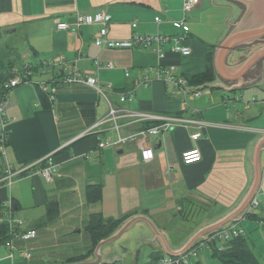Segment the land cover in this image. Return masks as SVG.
<instances>
[{"label": "crops", "instance_id": "crops-1", "mask_svg": "<svg viewBox=\"0 0 264 264\" xmlns=\"http://www.w3.org/2000/svg\"><path fill=\"white\" fill-rule=\"evenodd\" d=\"M184 1L0 0V52L10 53L14 41L16 47L29 48L31 52L27 50L23 60L33 56V62L29 61L33 64L63 57L46 72L36 68L31 76L36 83L20 85L10 92L11 102L5 110L10 141L6 155L0 154V177L8 164L18 169L51 153L55 154L58 166L52 180L39 172L44 166L40 163L17 175L11 185L7 180L0 182V223H7L5 206L12 199L15 216L25 220L16 229L37 230L33 238L14 239L13 257L6 243L0 244V264L95 262L94 252L84 260L71 261L93 248L87 226L94 213H101L105 220L123 222L135 215H147L169 242L170 236L161 223L169 213H174L180 222L173 227L192 229L181 241L174 237L175 244L171 245L179 248L199 226L215 222L237 208L255 182L258 184L254 198L264 200V145L258 179L255 167L257 146L264 138V56L248 70H240L243 73L240 77L223 79L215 69L213 81L202 84L190 81L207 69L208 53L215 55L247 5L239 0H201L197 7L185 12ZM97 11L111 17L112 37L127 38L134 32L181 35L180 42L192 52L184 55L173 51V42L162 45L165 52L162 57L153 47L101 48L94 42L99 25L77 29L73 24L78 12ZM157 15L162 19L159 23L155 21ZM204 15L218 23L219 28L211 33L201 31ZM61 21L72 25L59 29ZM133 21H137L136 27L132 26ZM262 46L264 41L235 49L228 57V64L236 66L233 72ZM7 63L9 69L18 68L10 60ZM111 63L113 66L108 67ZM171 65L176 67V74L185 76L201 91L199 96H188L185 100L179 87L155 72L159 67ZM75 69L97 76L117 106L180 115L189 121L121 148L101 149L100 138H116L114 129L100 135L84 133L109 112L106 96L86 83H56ZM34 73L46 74L48 78L34 77ZM146 76L149 80L143 83ZM55 86L57 89L52 93ZM122 93H133V99L121 102ZM144 128L145 123L127 124L122 133L127 135ZM196 131L201 136L194 139L192 134ZM148 146L154 148L155 156L144 161L142 147ZM196 147L201 150L202 159L185 163L183 152ZM94 184L101 187V198L97 201H91L88 194L89 186ZM51 202L58 203L59 214L44 224L42 219ZM249 206L237 215L240 219L237 224L264 259V227L260 224L264 212L251 210ZM185 219L193 221L187 224ZM123 245H127L130 254L135 252L134 264H138L139 247L143 245H149L153 253H165L150 226L138 221L117 240L104 245L102 261L92 264L118 261L126 264L127 257L120 252ZM201 249L206 248L199 245L190 255L196 258L195 262L225 264L210 252L200 254ZM23 250H29L31 257L23 256Z\"/></svg>", "mask_w": 264, "mask_h": 264}, {"label": "built area", "instance_id": "built-area-1", "mask_svg": "<svg viewBox=\"0 0 264 264\" xmlns=\"http://www.w3.org/2000/svg\"><path fill=\"white\" fill-rule=\"evenodd\" d=\"M201 0H185L183 5V10L185 12L193 10L195 7L199 5ZM74 26L77 29H80L84 25H93L97 24L100 26L98 32L95 34L94 42L101 48H134V47H153L159 54L160 57L165 55L163 46L165 43L173 42L172 50L175 52H180L184 55L191 54V48L186 46L180 42L183 36L181 35H171L165 33H155V34H139L134 32L131 36L127 38H115L110 35V22L111 17L103 12L97 11L95 13H81L78 12L75 16ZM161 17L157 15L155 17V21L159 23L161 21ZM137 21L132 22V26H137ZM72 25V23L61 21L58 23L57 27L59 29H67ZM63 60L62 56L56 57L55 60H45L41 64H33L32 62L24 63V70H20L18 68H14L12 70V75L5 77L2 76L0 72V153L6 155V147L10 141V132L7 128V121L5 119V110L9 106L10 92L23 84L27 83H36L32 80V68L40 67L43 68V72H46L49 67L53 65V63H57ZM99 67V60L97 61ZM108 67H112V63L107 65ZM176 67L171 65L169 68L159 67L155 70L158 76H165V79L175 86L179 87L184 93L185 100H187L188 96H199L201 91L195 88L185 76L178 75L175 73ZM129 74V72H127ZM149 80L148 76L144 78L143 83H147ZM60 82L61 84H73V83H86L95 87L101 94L106 96L109 103V112L101 119H99L94 125H92L84 135L88 134H97L100 135L109 129H114L116 131V138H112L111 136H106L100 138L98 146L103 149L107 147L112 148H121L126 146L129 143H132L138 140L141 137H146L147 135H157L162 130H169L174 125L178 123H183L185 120L188 122L189 119H184L180 115L167 114V113H156V112H148L142 110H133L128 109L124 106H117L114 104L109 97L107 96L105 90L100 85V80L97 76L93 75H85L80 70L75 69L69 74H66L62 80L56 81V83ZM138 82H141L138 80ZM43 83H41L42 85ZM109 86H112L109 83ZM43 89L46 90V87L43 86ZM57 87L53 88L52 93H55ZM133 99V93H122L120 97L121 102H126L128 100ZM121 119L124 120L121 123ZM133 123H145L146 128L139 130L137 132H132L127 135L123 134V128L127 124ZM201 136V132L196 131L192 134L194 139H197ZM142 159L144 161H150L154 158V148L151 146L142 147L141 151ZM203 155L201 150L196 148H191L183 152L182 158L185 163H193L200 161ZM44 163V166L39 169V172L47 178V180H52L53 171L57 170L58 163L55 159V154L51 153L42 159L32 161L29 163H25L20 168L12 167L8 164L6 172L0 177V182L3 180L8 181V185H11L13 180L17 175L28 172L32 170L36 165ZM249 208L252 209H260L264 212V200H259L254 198ZM247 212L243 215L245 217ZM5 216L7 217V224L10 228V233L13 235L12 238L6 241V245L11 249V256H14V239H30L36 236L37 230L35 229H27V230H17L16 227L21 228L25 224V220L20 217H16L14 214V203L11 199L9 203L5 206ZM260 224L264 226V219L260 220ZM244 230L238 226L237 222L229 223L226 226H223L220 229H217L211 233H209L205 239L201 240L197 246L199 245H207V241H212L214 239L224 238L225 240L231 239L233 235L243 234ZM196 248L192 249L189 254H185L182 256H172L165 254L164 257L159 261V264H187L189 263L190 255L195 251ZM22 255L26 257H31V252L29 250H23Z\"/></svg>", "mask_w": 264, "mask_h": 264}, {"label": "water", "instance_id": "water-1", "mask_svg": "<svg viewBox=\"0 0 264 264\" xmlns=\"http://www.w3.org/2000/svg\"><path fill=\"white\" fill-rule=\"evenodd\" d=\"M242 3L244 2L247 5L246 11L242 18L234 25L231 31L226 35L222 40L219 47L215 51L214 55V68L216 69L219 76L223 79L231 80L235 75L241 76L243 73L240 70H248L254 64H256L261 57L264 56V46L256 49L250 56H248L238 67L237 72H233L236 67L228 64L229 55L239 47H247L253 44L264 41V0H239ZM244 71V72H245ZM264 145V138L261 139L258 143L256 150V177H259V159L260 152ZM258 182L253 184L252 189L246 195L242 203L232 210L229 214L221 219H218L215 222L206 224L203 227L199 228L194 232L185 243L179 247L174 248L164 233L159 229L156 223L147 215H135L128 218L124 221L114 233H112L107 238L102 239L95 248L94 254L97 257L95 262L85 261L74 264H92L102 261V248L104 245L109 244L117 240L125 232L132 228V226L138 221H145L150 228L152 229L157 240L160 241L164 251L168 255L172 256H182L187 254L192 250L201 240L205 239L206 236L222 228L225 224L229 222H238L240 219H237V215L243 213L245 208L250 205V202L255 196L254 189L255 185ZM244 215V214H243ZM243 217H241L242 219Z\"/></svg>", "mask_w": 264, "mask_h": 264}, {"label": "trees", "instance_id": "trees-1", "mask_svg": "<svg viewBox=\"0 0 264 264\" xmlns=\"http://www.w3.org/2000/svg\"><path fill=\"white\" fill-rule=\"evenodd\" d=\"M213 55V52L208 53L207 69L201 73L194 75L190 79L192 83L202 84L213 81L216 78ZM2 64L3 69L0 68L2 76H11L13 68L9 69L8 65H6L5 63ZM88 194L91 201L99 200L101 198L100 185H90ZM58 214V203H49L47 205V213L42 219L43 223L46 224L49 220L56 218ZM122 223L123 220L120 219L105 220L101 213L92 214L87 228L92 236L93 248L88 253L72 258L71 261H80L88 258L90 254L95 251L98 243L102 239L107 238L112 233H114V231H116V229H118ZM12 236L13 235L10 233L8 224L5 222L0 223V244L6 243V241L10 240ZM207 245L211 248L212 255L226 264H264L263 257H261V255L256 252L255 248L249 242L245 234H239L237 236L233 235L231 239L223 241H219V239L207 241ZM165 254L166 253L159 251V253H157L155 256V260L148 264H159L160 259L162 258V256L164 257ZM187 264H200V262H189Z\"/></svg>", "mask_w": 264, "mask_h": 264}, {"label": "rangeland", "instance_id": "rangeland-1", "mask_svg": "<svg viewBox=\"0 0 264 264\" xmlns=\"http://www.w3.org/2000/svg\"><path fill=\"white\" fill-rule=\"evenodd\" d=\"M216 28H219L218 27V23H215L214 21L213 22L210 21L209 16L208 15H204V19H203L202 25L199 27V29L201 31H203V32L206 31L208 33H211ZM199 34H201V33H199ZM196 36H198V34H196ZM9 50H10V53H8V54L0 52V68L1 69H3V64H2L3 62L6 65H9V63H7L8 60H10L18 68L22 67V65L24 63L28 62V61H32L33 62V56H31L30 58H28L26 60H23V54L27 50H28V52H31L28 47H25V46L16 47V44L13 41L11 46H10V48H9ZM39 76H41V77L44 76V77H46V79L48 78V75H46V74L40 75V74L34 73V77H39ZM206 90H211V89L206 88ZM108 96L111 97L112 99H114V97L112 95L108 94ZM2 155H4V154H2ZM189 212H190V214H194V211L190 210ZM192 221H193L192 219H185V222L187 224H190ZM178 222H180V220L178 219V216L175 215L174 213H169L166 216V218L163 220V223H161V226L163 227V229H165L168 232L169 236H170L171 244L172 243L175 244V238L174 237H176V239L180 238V241H181L187 236V234L190 232V230H192V229H189L186 226H176L177 228L173 227ZM262 227H264V226H262ZM199 228H200V226H199ZM25 230H27V229H25ZM243 234H245V233H243ZM223 240H225V239L224 238H219V241H223ZM248 240L251 243L249 237H248ZM121 241H123V240H121ZM121 241H120V244H122ZM180 246L181 245H178L177 247H180ZM252 246H253V244H252ZM123 247H124V250L121 249L120 252H121V254L123 256L127 257V263L126 264H134L133 261H132V257L135 256V252L132 251V254H130L129 252L126 251L127 245H123ZM196 247H197V245L194 248H196ZM205 248L206 249H201L199 253L201 254L202 252H208V253L210 252V254H211V248L209 246H205ZM255 250H256V248H255ZM256 252H257V250H256ZM156 254H157L156 252L153 253V251L151 250V247L149 245H143V246L139 247L138 258H137L138 264H146V263H150V262L154 261ZM262 256H264V255H262ZM195 260H196L195 257L194 258L193 257L189 258V262L190 261L191 262H195ZM115 264H124V263H122V261H118Z\"/></svg>", "mask_w": 264, "mask_h": 264}, {"label": "bare ground", "instance_id": "bare-ground-1", "mask_svg": "<svg viewBox=\"0 0 264 264\" xmlns=\"http://www.w3.org/2000/svg\"><path fill=\"white\" fill-rule=\"evenodd\" d=\"M45 61V60H44ZM43 62V61H42ZM41 62V63H42ZM41 63H38L39 65H42ZM36 68H38V67H33L31 70H32V74H33V72H34V70L36 69ZM20 70H24V64L22 65V67L20 68ZM32 74H31V76H32Z\"/></svg>", "mask_w": 264, "mask_h": 264}]
</instances>
